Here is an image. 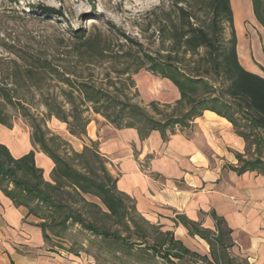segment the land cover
I'll return each instance as SVG.
<instances>
[{"label":"trees","instance_id":"16d2710c","mask_svg":"<svg viewBox=\"0 0 264 264\" xmlns=\"http://www.w3.org/2000/svg\"><path fill=\"white\" fill-rule=\"evenodd\" d=\"M251 1L255 17L264 28V0ZM158 31L163 43L168 44L164 53L142 51L140 56L133 57V65L137 69L145 67L153 76L172 82L178 90V100L164 105L152 101L150 113L131 102L128 96L112 95L96 85L73 81L47 62L58 80L68 87L62 89V96L71 110L66 114L58 107L56 117L79 139L87 135L91 122L88 117L83 118V113L92 109L117 129H136L141 140L154 131H159L162 139L167 140V133L176 127L188 128L204 112H215L231 123L234 133L245 142V153L236 154L238 164L232 169L239 175L249 171L264 176V77L248 71L239 60L231 0L175 1ZM76 37L83 40V36ZM130 72L127 66L122 74ZM128 77L133 83L132 76ZM2 97L14 105L9 93ZM47 105L52 109V104ZM78 105L85 107L84 112L78 111ZM0 124L11 128L1 109ZM31 127L34 129L31 144L53 161L51 181L44 178L34 150L14 157L9 147L0 143V190L16 207L25 208L27 215L37 219L35 225L42 229L45 243L52 250L60 251L55 247L53 236L61 240V232L74 224L102 240L129 243L120 232H112L86 218L74 203L81 204L87 215L96 216V211L101 212L144 242L145 233L139 221L150 224L136 211L134 200L118 190L117 178L107 170L108 160L99 155L97 144L91 141L81 152L65 148L61 154L60 150L67 143L38 123L31 122ZM88 195L98 198L105 211L87 201L85 196ZM178 220L191 235H198L209 243L212 261L187 249L170 231H161L160 242L149 245L153 252L159 254L166 247L162 255L168 261L172 257L193 260L192 264H247L231 256V231L219 218L215 219V233L201 230L184 217ZM58 245L60 249L65 248L62 243Z\"/></svg>","mask_w":264,"mask_h":264},{"label":"rangeland","instance_id":"374dc122","mask_svg":"<svg viewBox=\"0 0 264 264\" xmlns=\"http://www.w3.org/2000/svg\"><path fill=\"white\" fill-rule=\"evenodd\" d=\"M175 1L181 0H0V109L11 128L4 127L14 135L16 131L20 137L23 134L31 137L34 131L31 122L38 123L42 129L67 143L60 150L61 154L65 148L77 152L83 150L78 147L80 143L69 136L66 124L56 117L58 107L66 114L71 107L62 96V89L68 87L58 80L51 66L73 81L96 85L112 95L128 96L131 102L150 113L152 101L161 105L175 102L171 82L153 76L145 67L137 69L133 65V57L140 56L142 51L151 54L161 51L163 54L166 50L168 44L163 43L158 28ZM231 6L236 14L239 60L244 66L257 68L264 77V28L255 17L252 1L231 0ZM77 35L83 36V40H78ZM127 66L131 72L123 75ZM129 75L133 83L128 79ZM6 92L13 97L14 105L4 101L2 95ZM48 103L53 105L52 109ZM84 109L78 105L79 112ZM85 117L97 127L107 123L92 109L83 113ZM44 178L51 181V175L45 172ZM85 199L105 211L98 198L88 195ZM74 204L86 218L112 232H120L129 243L102 240L74 224L61 232V240L53 236L55 247L68 262L192 264V259L186 262L170 257L168 261L162 255L166 247L159 254L149 248L160 242L162 226L147 219L150 225L139 221L146 239L142 242L101 212L96 211V216H90L81 204ZM61 243L64 249H60L58 244Z\"/></svg>","mask_w":264,"mask_h":264},{"label":"crops","instance_id":"0c3cea01","mask_svg":"<svg viewBox=\"0 0 264 264\" xmlns=\"http://www.w3.org/2000/svg\"><path fill=\"white\" fill-rule=\"evenodd\" d=\"M245 68L261 75L253 66ZM171 84L176 101L180 96ZM191 124L168 132L167 140L159 131L141 140L134 128L117 129L108 122L97 127L93 121L81 140L69 136L80 143L79 149L95 142L118 190L134 200L136 211L172 232L187 249L212 261L209 243L191 235L178 217L214 233L219 218L231 231V256L264 264V176L249 171L239 175L232 169L236 154L245 153V142L226 119L206 111ZM10 132L0 124V143L14 157L34 150L37 164L51 175L53 161L31 144L30 135ZM27 213L0 190V264H73L45 243L37 219Z\"/></svg>","mask_w":264,"mask_h":264}]
</instances>
